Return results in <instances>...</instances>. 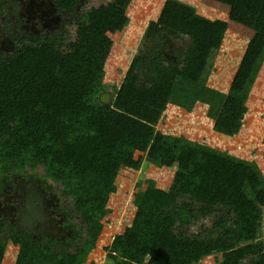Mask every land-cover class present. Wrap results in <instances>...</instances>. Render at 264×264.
Returning a JSON list of instances; mask_svg holds the SVG:
<instances>
[{
	"label": "trees",
	"instance_id": "trees-1",
	"mask_svg": "<svg viewBox=\"0 0 264 264\" xmlns=\"http://www.w3.org/2000/svg\"><path fill=\"white\" fill-rule=\"evenodd\" d=\"M132 1L97 0L87 6L82 27L71 34L72 53L57 56L48 44L19 43L0 58V185L27 174L22 166L30 167L31 179L38 178L47 193L59 188L58 211L70 232L64 239H38L6 221L18 245L14 264H86L104 229L103 213L118 167L139 169L144 158L168 168L180 166L174 189L167 192L146 181L147 189L134 193L135 217L106 248L110 262L198 264L200 257L225 251L223 264H236L234 258L263 238V216L244 192L247 185L264 208L256 171L218 162L193 145L185 146L183 139L157 134L156 127L169 105L191 112L204 104L215 132L228 137L240 133L242 89L264 46V0H214L229 7L230 21L253 33L226 93L201 83L211 54L222 47L225 27L177 4L168 6L161 24L173 35L192 39L189 60L177 62L170 54L173 40L163 37L164 47L132 59L118 87L99 85L109 28ZM102 92L111 93V104L99 102ZM136 153L141 155L135 158ZM185 191L202 203L234 206L238 219L223 223L231 243L181 241L173 234L174 225L192 219L188 207L176 208ZM242 243L249 249L234 251ZM7 245L8 237L0 235V264Z\"/></svg>",
	"mask_w": 264,
	"mask_h": 264
},
{
	"label": "rangeland",
	"instance_id": "rangeland-1",
	"mask_svg": "<svg viewBox=\"0 0 264 264\" xmlns=\"http://www.w3.org/2000/svg\"><path fill=\"white\" fill-rule=\"evenodd\" d=\"M18 1L0 0L1 22H5L6 25L10 24L8 19L14 22L10 30L14 37V45L48 44L57 56L74 51L71 34L76 26L82 27L81 15L84 9L97 2V0L76 1L68 9L60 12L64 18L63 25L53 32L36 36L21 30L22 22L16 14ZM171 4L180 5L194 14L209 18L225 27L226 34L222 47L211 54L205 65L201 83L215 89H222L221 85L227 86L228 91L244 48L253 33L230 21L229 7L214 0H133L127 12L117 17L109 28L110 46L100 71L99 85L118 87L132 59L164 47L163 37L173 40L170 54L177 59V62L185 63L189 60L193 48L192 39L179 33L173 35L161 24L165 10ZM14 28L19 33L16 34ZM8 30L6 29L7 32ZM241 101L243 126L237 136L227 137L215 132L212 129V121L206 117L204 104H197L191 112L169 105L156 127V133L168 137L167 139H183L185 146L193 145L197 150L209 154L211 158L226 165L243 169L253 168L264 188V46L244 83ZM130 120L135 121L132 118ZM140 155L136 153L135 158ZM22 168L27 175H31L30 167L24 165ZM179 168V165L168 168L148 158H144L139 169L130 166L118 167L113 181L115 189L110 192L103 213L104 229L86 264H113L106 258V248L109 247L114 236L131 225L136 213L133 203L134 193L145 191L148 186L146 181H154L156 186L164 191H173ZM35 171L39 174L43 173L39 168H35ZM47 182L51 188L55 187L51 180ZM137 183L141 184L138 188ZM58 191L59 188L55 187L53 192L48 194L56 196L55 192L60 194ZM244 192L253 202L255 210L263 216V238L251 244L250 249L248 243L237 246L234 251L239 247L249 250H246L241 257L234 258V261L236 264H264V208L258 206L247 185L244 186ZM56 198L58 199L57 196ZM179 206L188 207L192 219L189 223L176 224L171 228L178 239L181 241L195 239L207 245L217 240L231 243L232 236L226 234L223 223L238 219L233 205L226 202L202 203L190 192L185 191L178 196L176 208ZM9 233V229L4 225L0 235L8 237V245L2 264H14L18 253V245L13 243V237ZM224 255L225 251H219L214 255L200 257L198 264H223Z\"/></svg>",
	"mask_w": 264,
	"mask_h": 264
},
{
	"label": "water",
	"instance_id": "water-1",
	"mask_svg": "<svg viewBox=\"0 0 264 264\" xmlns=\"http://www.w3.org/2000/svg\"><path fill=\"white\" fill-rule=\"evenodd\" d=\"M30 4L40 8L38 9V12H40L42 16H39V18L44 29L52 30V28L55 27L54 25H57L60 22V17L58 15L54 16L55 20L51 23L46 20L48 14H55V8L51 1L48 2L46 9L43 2L38 4L30 2ZM30 9L31 11H28L27 13V21L28 19L32 20L37 14L34 11V7H31ZM33 27H35L34 24ZM14 49L15 45L11 39L9 37H3V40L0 41V51L13 52ZM98 99L102 105H109L112 103V96L109 92H102ZM19 182L21 183L17 184V188L20 189L21 193H24L25 182L23 180ZM38 183L39 181H36L33 186L28 188L27 192L24 193L22 197L24 208L20 210L19 215L15 220L16 226L21 232L35 238L39 235L50 236L53 239H64L65 237L70 236V232L64 230L58 225H54L52 220L45 219L47 215L46 210L55 207L57 198L56 196L51 195L50 199H47L45 197V191L38 185Z\"/></svg>",
	"mask_w": 264,
	"mask_h": 264
},
{
	"label": "flooded vegetation",
	"instance_id": "flooded-vegetation-1",
	"mask_svg": "<svg viewBox=\"0 0 264 264\" xmlns=\"http://www.w3.org/2000/svg\"><path fill=\"white\" fill-rule=\"evenodd\" d=\"M19 1H18V10L16 14H17L18 19L22 22L20 24L21 30L28 32L29 34L39 36L42 33L53 32L55 29L59 28L60 25L64 24V20H63L64 18L60 15L61 14L60 12L68 9V7L64 5L62 6L59 5L62 0H19ZM50 1L52 2L55 8L54 16L58 15L60 17V22L57 25L53 24L55 27L52 28V30L43 28L42 23L40 22V18L37 17L38 13L33 17L32 20L28 19L27 21V13H28L30 2H41V3L43 2V3L48 4V2ZM73 3L70 6H72ZM8 23L10 24L6 25L5 22H1V19H0V41L3 40V37H9L14 44V39H13L14 37L12 33L10 32L11 27L14 24V22L13 21L10 22V20L8 19ZM33 24L35 25V27H33ZM4 27H6L7 30L9 27V30H8L9 32H7ZM14 31H15V28H14ZM15 33L17 34L19 32L15 31ZM10 53L12 52L0 51V58L3 55H9ZM21 180L25 182L24 193L27 192L28 188L33 186V184L36 181H39L38 185L41 186L42 188L41 182L38 178L31 179V175H27V174L24 176L19 175V176L14 177L13 180L11 181L12 183L10 182L5 183L6 181H3V184L0 185V225L5 223L6 221L16 225L15 220L18 217L20 210L24 208V202L22 200L24 193H21L20 189L17 188V184L21 183L19 182ZM50 196L51 194L49 195L45 191V197L47 199H50ZM55 204H56L55 207H52L46 210L47 215L45 219L52 220L54 222L53 223L54 225H58L59 227H62L64 230L67 231V228L64 225V217L62 213L58 211L59 201ZM41 237H50V236H46V235L37 236L38 239ZM58 239H61V238H58Z\"/></svg>",
	"mask_w": 264,
	"mask_h": 264
},
{
	"label": "bare ground",
	"instance_id": "bare-ground-1",
	"mask_svg": "<svg viewBox=\"0 0 264 264\" xmlns=\"http://www.w3.org/2000/svg\"><path fill=\"white\" fill-rule=\"evenodd\" d=\"M35 3H40V2H35ZM43 4H45V9L47 8V4L46 3H43ZM31 7H34V11L36 12V13H38V15H37V17H39V16H42L41 15V13L40 12H38V9H40V8H38V7H35V6H33V4H30L29 5V9H28V11H31ZM41 9H42V7H41ZM45 19V18H44ZM47 22H53L54 20H55V17H54V15L53 14H48V16H47Z\"/></svg>",
	"mask_w": 264,
	"mask_h": 264
},
{
	"label": "crops",
	"instance_id": "crops-1",
	"mask_svg": "<svg viewBox=\"0 0 264 264\" xmlns=\"http://www.w3.org/2000/svg\"><path fill=\"white\" fill-rule=\"evenodd\" d=\"M251 32V31H250ZM251 34H252V32H251ZM209 86V85H208ZM223 88L222 89H219V88H217V90H219V91H221V92H224V93H226V91H227V86H223V85H221ZM229 86H230V84H229ZM211 87V86H210ZM213 88V87H212ZM229 88V87H228ZM215 89V88H214ZM240 110H241V108H240ZM161 136H163V135H161ZM163 137H165V138H168V137H166V136H163ZM228 137V136H227Z\"/></svg>",
	"mask_w": 264,
	"mask_h": 264
}]
</instances>
